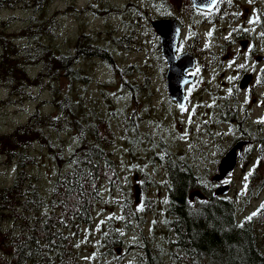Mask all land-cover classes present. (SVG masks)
I'll return each mask as SVG.
<instances>
[{
	"label": "trees",
	"instance_id": "1",
	"mask_svg": "<svg viewBox=\"0 0 264 264\" xmlns=\"http://www.w3.org/2000/svg\"><path fill=\"white\" fill-rule=\"evenodd\" d=\"M7 1V6H11L12 2ZM16 1L20 4L24 2L26 4V1ZM53 1L31 0L29 2L30 9L23 4L26 15L29 14L26 16L29 24L28 29L18 34V37L25 36L27 39V41H21L22 49H16L11 39L8 43H5L0 38V79L5 80L7 78L6 82H13V77H15L16 83L24 87L22 104L34 105L38 111H40L39 108H44L52 101L53 108L57 107V110L66 115L69 128L76 132L78 136L76 139L80 141L78 150L69 158L53 157L55 161L61 164L58 166V175L53 182L58 183L59 190L57 193L60 195V199L56 200L57 206L52 208L53 216L48 214V217L41 218L32 214L42 203L44 197L37 193L41 188L33 186L32 177L27 172H25L29 179L27 188L23 189L20 186L15 190L13 188L7 191V193L12 192V197L11 200H7L6 204L16 203L23 207V202H27V207H23L14 217L17 219V223L10 224V227L22 229L21 236L24 240L19 242L13 238L15 241L13 246L21 253L22 260H32L35 264H55V259L49 256L51 251L49 245L52 243L50 231H53L52 229L56 227L64 229L67 227L68 230L74 227L76 233L79 224H90L91 220L89 219L91 216H88L87 213L89 210L91 213L96 211L97 205L94 206V203H90L89 199L86 198L101 193L102 190H96L101 181L106 186L115 188L119 175V162L111 151L114 143V131L108 118L98 113L94 117H87L82 120L83 122L78 120V123L75 124L71 117L78 119L74 111L77 103L68 95L58 99L60 94L56 92L57 87L53 83L56 75L57 78L62 76L70 83H79L85 87L92 81L89 68L91 66L98 68V66L103 65L113 74H119L123 89L131 88L136 107L140 104L137 103L139 93L141 94L142 104L148 106L154 104L148 90V80L151 78H147L145 72H143L145 75L143 81L128 82L123 77L124 75L133 76L135 72H141L138 71L139 69H145L138 64L139 66H128L125 70H121L115 64L117 53L121 48L126 49L124 56L132 54L131 51L144 52V47L135 50L130 48L138 47L135 39L137 33L128 27L127 34H124L120 29H117L115 23L109 24L111 16L116 14H122L131 19L139 18V14L145 16L147 12L146 0L139 2L125 0L124 5L107 0H94L97 5L91 1L88 2L87 6L82 5L81 8H75L72 3H69L68 8L70 10L72 8L74 12H82V15L88 14L93 19H100L107 25L106 36L100 42H93L87 34L80 33L75 38V44L69 54H66V51L55 53L51 50L50 29L46 23L38 24L37 21L38 15L41 16L47 12L48 17L52 18L58 12L55 6L50 9V4ZM231 9L230 5L223 1L215 10L210 11L211 19L217 21L219 17L227 15ZM189 11L193 12L192 7ZM13 16L16 18L15 15ZM7 20H1L0 26L6 25ZM151 21L149 18L145 23L151 26ZM259 24H264V16L261 14ZM101 34V32L98 33V35ZM44 36H46L50 46L41 41L40 37ZM115 36L117 39H115ZM154 39L157 41V48L160 51L159 39L155 33ZM244 42L240 41L238 46L243 45ZM142 46H144L143 43ZM250 53L251 51L248 55ZM252 53L254 52L252 51ZM199 54L197 52V57H199ZM205 55H208L213 62L215 61V54L207 53ZM82 60H88V62L82 66ZM258 63L261 64L260 61ZM32 66H35V69L30 72L29 68ZM244 67H248V65L245 64ZM259 70V81L253 82V85L256 89L264 91V64H261ZM217 79L220 80L219 76H217ZM153 91L155 90L153 89ZM224 91V86L220 83L218 87L212 85V83H208L206 86V93L211 100L208 108L212 107V109H207V106L203 105L204 111L200 121L204 122L206 133L212 136L225 135L230 131L223 121L224 113L213 109L216 105L237 104L235 98L223 97L222 93ZM24 105L21 111L24 110ZM144 105L142 109L149 114V109ZM38 113L31 117L30 127L20 126L16 132L9 134V137L13 138L7 144L5 151L9 161L14 160L19 170L23 167L22 163L31 165V167H33L32 164L36 163L34 157L27 155L26 149L33 147L32 142L36 140V134H40L42 129L43 124L39 123V117L41 116ZM230 114L234 122L235 114L231 109ZM150 118L149 115H137L136 111L124 118L126 127L131 131L128 132L127 138L132 143L130 154L142 161V164L135 168L133 194L136 200L138 196L141 197L151 192L159 183L160 178L168 177L171 181L173 189L170 192L168 214L166 213L169 220L150 218L153 222L158 221V227L156 228H165L166 233L162 236L171 240L164 242L168 243V247L173 249V253H171V257L175 261L173 263L178 264L179 261L182 264H264V130H260L261 125L251 123L252 126L258 127H255L250 135L246 131L242 134V137L249 135V138L255 142L260 150L257 148H243L238 155L237 165L232 172V174L235 173L239 190H243V194H217L218 186L214 185L210 187V193L200 192L201 196H193L197 199V202H193L192 197L191 202L193 203L189 205L187 198H189L194 188L200 186L198 177L193 174L197 169L191 163L190 154L197 152L195 142L197 141V131L201 133V122L198 120V125L195 127L197 131L192 136L187 133L181 136L169 135L168 138L175 142L170 146L165 143L170 141H167L162 133L158 132L155 135L149 129L140 130L143 121ZM43 119L46 122L48 117L45 116ZM185 128V126H169L171 132ZM244 140L249 143V140ZM236 141L232 139L230 133V136L223 137L220 141V148H229ZM61 142L67 143V139L59 143ZM135 148L136 154L133 152ZM11 155H14L12 160L10 159ZM219 155L223 157L224 154L219 153ZM203 159L206 160L207 158ZM210 162L212 165L208 167V170H217L216 166L219 161L210 160ZM250 164H256L257 169L249 175L248 182L245 185V175ZM65 165H68V168L62 169ZM156 168L158 171H156ZM218 175H220V172H218ZM14 185H16V182H14ZM258 196L262 199L254 212L250 215L238 213L243 210L245 212L248 209L245 207L249 197L250 199L251 197L257 199ZM53 199H55V196ZM144 206L140 209L143 214L158 213L156 210L159 205L153 198L144 197ZM126 211H128L127 207H123V212ZM234 212L238 215L233 216ZM253 213H256V215H253ZM130 224L126 220V228H129ZM48 227L49 229H47ZM55 238V243L59 244V252H64L71 247V243L61 241V236L57 233ZM116 239V241H110L107 235L105 242L110 249L106 251V254L111 255L114 253L112 247L121 242L118 235H116ZM135 247H138V243L135 244ZM141 248L144 252L140 254L138 264H159L163 261L164 257L161 256L162 249L160 247L157 250L151 249L149 244L144 241V247ZM116 251L119 252V248H116ZM12 252L16 255V250ZM68 260L71 264H78L73 259ZM13 264H19L18 257ZM56 264L66 263L59 261Z\"/></svg>",
	"mask_w": 264,
	"mask_h": 264
},
{
	"label": "rangeland",
	"instance_id": "2",
	"mask_svg": "<svg viewBox=\"0 0 264 264\" xmlns=\"http://www.w3.org/2000/svg\"><path fill=\"white\" fill-rule=\"evenodd\" d=\"M21 1H26V4L25 2L20 4L16 0H10V2H12V4H10L11 6H7V0H0V22L1 19L8 18L7 24L0 26V38L5 43H8L11 39L16 49H22L23 46L21 45V41H27L25 36L20 38L18 37V34L28 29L29 24L26 17L29 14L26 15L23 4L25 7L27 5V8L30 9L29 2L31 0ZM91 1L92 0H54L50 4V9L55 6L58 12H56L52 18H49L48 13L45 12L41 16L38 15L37 19L38 24L46 23L47 27L50 29L52 39L51 46L47 42L46 36L40 37L41 41L48 44L53 52L62 53L66 51V54L72 52L71 48L73 49L75 38L80 33L87 34L89 39L93 42H100L106 36V23L100 19H93L88 14L82 15V12L77 13L74 12L72 8L71 10L68 8L71 3L75 8H81L82 5L87 6L88 2ZM107 1L120 3L121 5H124L125 3V0ZM131 1L139 2L143 0ZM228 1L231 2L234 7L239 9V12L237 13L238 18L235 20L238 21L237 25L244 27L248 31L249 35L253 37L251 40H253L252 45L253 48H255V52H258L259 56L263 55L264 30L262 26H258L257 19L260 12L264 14V0ZM169 3L174 9H180L179 11L182 12L187 11L188 5L190 4L189 0H169ZM146 4L147 12L145 13V16L139 14V18L131 19L123 15L118 17L116 14L109 19V24L115 23L117 29H120L124 34H127L128 27L132 28L137 33L135 39L137 41L136 46L138 47H130L131 49L135 50L144 47L143 53L131 51L132 54L124 56L126 49L122 48L119 53H117V64L121 69L138 64L145 69H139L138 71L141 72H135L132 77L126 76V80L128 81L145 78L143 72L158 78L157 76L162 71V61L158 55L159 51L154 40L153 28L152 26H148L145 22H147L153 15L170 13L172 11L166 8L161 0H146ZM174 13L178 14V12ZM11 15H15L16 18ZM211 17L210 10L204 9L197 14V49H200L201 45L204 46V43H208L217 54H220V56L218 63L215 65H210L207 58H202V65L198 67L196 72L199 75L202 84L206 83V81L212 83L214 86H217V84L221 82L226 84L234 83L231 87L226 85V87H224V92H227L230 98H235L237 104L226 106L216 105L213 107V109L224 113L223 121L230 130L225 135L219 134L213 137L209 136L205 131L206 126L204 122L200 121L203 113L197 118V125L199 120L202 128L201 133L197 131V146H199L197 148V170H195L193 174L198 177L201 185L200 187H197V190L210 193V187L215 185L218 186V194L224 189L223 184L228 185L231 181L228 180L227 177L220 179L221 177L218 176L217 170L210 171L208 170V167L212 165L210 160H217L219 153L224 154L229 149L220 148V141L223 137H228L231 133L234 141L238 139L249 140V143L244 145V148L259 149L255 142L249 138V135L253 132L255 127H258L252 126L251 123L256 125L260 124V130H264V91L262 89H256L253 85V82L259 81V69L264 62L259 64L253 59H250L247 53H241L238 45L234 42V36H229L228 18L220 20L214 24H209ZM99 32L102 34L98 35ZM239 32L240 30L236 31V33ZM209 33H211V35H209ZM226 38L229 39L230 43L222 45ZM115 39H117L116 36ZM191 39H188L187 42L189 44H194L195 40ZM142 43L144 46H142ZM244 61H246L248 68L252 69V71L242 70L237 73L238 65ZM87 62L88 60H82L81 65H85ZM33 69H35V66L30 67L29 71L32 72ZM243 72H248L247 74H252L253 77L251 82H249L245 88L241 89L239 88V83L241 82L240 78ZM89 73L92 81H90L85 87L79 83H70L62 76L57 78V75L55 80H53V83L57 87L56 92L60 94L58 99L68 95L76 101L77 105L74 108V111L78 116V119L71 117L75 124L78 123V120L83 122L82 120L87 117H94L98 113L108 118L115 132L114 144L111 147V151L115 154L119 162L118 182L115 184V188L106 186L102 181L99 182L96 190H102L101 193H96L94 197L89 195L90 198H86L89 199L90 203H94V206L97 205L96 211L91 213L89 210L87 213L88 216H91V223L79 224L76 233L73 227L72 234H60L54 228L52 229L53 231H50L53 237L52 242H56V233L61 236V241H69L73 247L71 259L78 264H138L140 254L144 252L141 247H144L145 241L149 244V248L151 249L157 250L158 247L162 249L161 256L164 258L159 264H175L173 263L175 261H173L171 257L173 249L172 247H168V243L164 242L169 239L162 236L163 232L161 230L157 231L156 227H158V221L156 220L153 222L149 217L155 215L147 216L140 211L144 204L140 201H143L144 197H153L160 204L158 219L169 220L167 216L168 211L166 214L165 208L166 186H156L151 192L144 194V196H138L136 200L134 198V172L135 168H138L142 164V161L131 156L130 149L132 143L127 140L128 132L131 131L126 127L124 118L125 116H129V112L133 109V106L129 102V95L123 92L120 78L118 79L117 75L108 71L106 66L100 65L98 68L91 66L89 68ZM217 76L222 78L220 82L218 81ZM201 82L198 83L197 96L190 94L195 91L189 90V97L192 100V104L197 101V103H202L207 106V109H212V107L208 108L211 100L201 92ZM246 82L247 81H243L242 84H246ZM12 83L13 82L5 84V81L0 79V135H4L5 133L9 135L13 130L20 126L30 127L31 117L37 115L39 112L38 114L41 116L39 117V123L43 124L42 129L40 130V134H36V140L32 142L33 147H29L26 150L29 157H34L36 159V165L32 168L31 177L32 179L38 177V180L33 182V186L41 188L37 193L42 196L51 195L52 199L49 201L42 199V203L32 214L35 216L41 215L43 218L48 217V214L53 216L52 208L57 206L56 200L60 199V195L57 193L59 185L58 183L53 182L58 175V166L61 165L59 162L55 161L53 157L69 158L78 150L80 141H77L76 139V137H78L76 132L69 128V122L66 120V115L57 110V107L53 108L51 104L52 101L49 102L47 106H44V108H39L40 111H38L34 105L31 106L28 103L24 105L23 111L20 110L19 104L16 106L13 105V98L6 97L7 89L3 87V84H5L11 91L10 87L12 86ZM227 109L233 110L235 114V119L232 124H229L226 121L227 114L225 111ZM45 116L48 117L46 122L43 119ZM244 131L249 133V135L242 137ZM64 139H67V143H59ZM165 139L171 143L174 142L167 136ZM204 142H209V144L206 145ZM241 144V142H238L236 145L239 147ZM133 152L136 154V148ZM203 158L207 159L205 160ZM5 162L6 160L4 159V156L0 157V199L4 197V201H7L11 200L12 192L7 193L6 188L10 186L12 180L18 182L20 186H24V189L27 188L28 182L20 183V180L18 179L19 172L17 170L10 171V169H5ZM228 167L229 164L226 165V168ZM256 167V165H252L247 176H249L250 173H254L257 169ZM67 168L68 165L62 167V169ZM227 188L228 187H225V189ZM171 190H169V195ZM54 196L55 199H53ZM192 201L197 202V199L193 197ZM0 202L2 201L0 200ZM255 202H258V200ZM188 204L190 205L189 202ZM22 205L23 207H27V202L24 201ZM23 207L19 208L18 212L14 215L18 214ZM40 207L44 210L43 213L38 211L40 210ZM123 207H127L129 212H123ZM250 211L251 210H247V212ZM7 214L11 216L13 215L12 213ZM137 215L138 217H136ZM237 215L238 213L234 212L233 216ZM246 215H250V213H246ZM126 220L131 223L129 228H126ZM47 229H49V227ZM152 233L155 234L152 235ZM107 235L109 236L110 241H116V235L121 239L120 243H117L112 247L114 253L111 255L106 254V251L110 249L105 242ZM161 239L163 241H158ZM136 243H138V247H135ZM57 247H59V244ZM116 248H119V252L116 251ZM174 251L177 252L176 250ZM65 255L66 254H62L59 251H52L49 254V256L55 259V264ZM177 263L182 264L179 261Z\"/></svg>",
	"mask_w": 264,
	"mask_h": 264
},
{
	"label": "flooded vegetation",
	"instance_id": "3",
	"mask_svg": "<svg viewBox=\"0 0 264 264\" xmlns=\"http://www.w3.org/2000/svg\"><path fill=\"white\" fill-rule=\"evenodd\" d=\"M190 7V6H188ZM193 10V14L197 19V7L192 8ZM182 12V11H181ZM183 15H187L186 11L182 12ZM179 25L181 27H183V32H184V24L182 21H178ZM258 24V23H257ZM166 28V27H165ZM184 46L185 48H188L193 56L192 59V63H193V67L189 68L187 70H181L178 69L176 72H170L168 73V69H169V63L166 61L165 57L160 55V60L162 61V71L159 74L160 77V82L163 88H165L166 90H169V86H174L173 82H179L180 80L184 79L186 77V75H192L194 77V83L192 84H187L185 86V95L187 96L186 100H181L179 99V97L177 96L176 100H171L174 104V107L176 108L178 114L180 115L182 121L188 126L187 127V134L189 136H192L195 133V127L197 126V105L194 107L190 106V100L188 98L187 95V88L191 86L190 91H195L198 88V83H197V70L198 67H200L202 65V62L198 60L197 58V49H195L191 44H189L187 42V40H183ZM185 51H179V49L176 51L175 53V59L171 62V64L173 65H177L179 66L181 63L178 61V57ZM248 72H243V74H246ZM171 74L172 77L169 78L168 75ZM253 75L250 74V82L252 80ZM7 79V78H6ZM6 79L5 84L10 83L7 82L6 83ZM3 84L6 89H7V93H6V97L8 98H13V105H18L20 107V110L22 109V106L24 104H22L23 100H24V87L19 84L16 83V79L15 77H13V83L11 88V91L9 90V88ZM22 104V105H21ZM10 142V138L9 136H7V134L5 133L4 135H0V157L5 156L7 153L5 151V148L7 146V144ZM192 158V155H191ZM2 202H0V264H13L14 260L18 257L19 259V264H35L33 263L32 260H28V261H24L21 259L22 255L21 253L17 250V248H15L13 245H15V241L13 240V238H15L16 240H18L19 242L23 241L24 238L21 236V232L22 229L21 228H14V227H10V224H16L17 223V219H15V213H16V209L21 208L22 206H20L19 204L16 203H9L6 204V202L4 201V197L0 199ZM6 211H11L12 212V217L6 213ZM8 223V224H7ZM57 230L58 233L62 234H72L71 229L68 230V228L66 227L65 229L62 227H56L55 228ZM53 239V237H51ZM57 243H51L49 246H51V251H58L57 247ZM13 250H16V255L13 254ZM73 251V247L71 245V247L64 251L61 252L62 254H66L65 256H63L59 261L61 262H65L66 264H71L69 262L68 259H71V252ZM58 261V262H59Z\"/></svg>",
	"mask_w": 264,
	"mask_h": 264
},
{
	"label": "water",
	"instance_id": "4",
	"mask_svg": "<svg viewBox=\"0 0 264 264\" xmlns=\"http://www.w3.org/2000/svg\"><path fill=\"white\" fill-rule=\"evenodd\" d=\"M218 2V0H193L194 6L200 9L205 10H211L213 6ZM159 22V23H158ZM153 27L158 34L160 38V46H161V52L162 55L165 57L166 61L169 63V71H177L178 69L186 70L189 67H191V63L189 62V57L185 56L184 59L179 61L181 64L179 66L171 64V61L174 60V52H175V46L179 39V27L176 24L175 20L173 19H159L153 22ZM166 27V28H165ZM187 57V58H186ZM172 68V69H171ZM244 78V80H243ZM242 80L247 81L249 80L250 76H243ZM188 81V80H186ZM186 81L180 80L179 82H173L174 86H172V89H170L171 93H181L182 87ZM246 82V84H247ZM246 84H241L240 87H244ZM176 86V87H175ZM170 93V94H171ZM241 142V141H240ZM243 144V142H241ZM238 144V142L236 143ZM234 145L232 148H230L224 155V161L229 164V167L226 168L227 164L222 165V170L220 171L218 165V171L220 172V177L224 178L228 175H230L236 165V160L238 157V152L242 149V144L237 147V145ZM236 146V147H235ZM236 154V155H235Z\"/></svg>",
	"mask_w": 264,
	"mask_h": 264
},
{
	"label": "bare ground",
	"instance_id": "5",
	"mask_svg": "<svg viewBox=\"0 0 264 264\" xmlns=\"http://www.w3.org/2000/svg\"><path fill=\"white\" fill-rule=\"evenodd\" d=\"M168 77H169V78H171V77H172V75H171V74H169V75H168ZM243 80H244V78H243ZM243 80H242V82H243ZM242 82H241V84H242ZM241 84H240V85H241ZM34 87H35V86H34ZM27 88H29V87H27ZM31 88H33V87H31ZM169 88H170V89H172V87H171V86H169ZM9 109H10V108H9ZM224 160H225V159L223 158V159L221 160V162H220V163H221V164H220V167H219L220 171L222 170V165H223V164H228V163H227V162H225Z\"/></svg>",
	"mask_w": 264,
	"mask_h": 264
},
{
	"label": "snow or ice",
	"instance_id": "6",
	"mask_svg": "<svg viewBox=\"0 0 264 264\" xmlns=\"http://www.w3.org/2000/svg\"><path fill=\"white\" fill-rule=\"evenodd\" d=\"M209 35H211V33H209ZM239 67L243 68L244 65H239ZM251 174V173H250ZM245 179H247V177H245ZM253 215H256V213H253ZM249 219H251V217H249Z\"/></svg>",
	"mask_w": 264,
	"mask_h": 264
}]
</instances>
